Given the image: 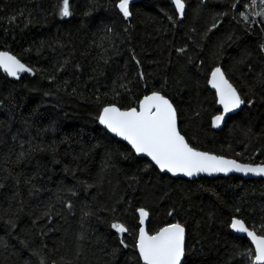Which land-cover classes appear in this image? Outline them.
I'll use <instances>...</instances> for the list:
<instances>
[{
  "label": "trees",
  "instance_id": "obj_1",
  "mask_svg": "<svg viewBox=\"0 0 264 264\" xmlns=\"http://www.w3.org/2000/svg\"><path fill=\"white\" fill-rule=\"evenodd\" d=\"M116 2L70 0L72 15L61 18L55 15L58 0H0V49L34 70L19 78L0 70V264H40L42 258L45 264L52 260L105 264L110 259L106 253L118 243L106 223L96 215L85 219L87 239L81 242L78 260L75 238L82 231V210L110 220L108 213L97 209L110 207L121 197L119 219L129 229L123 234L126 243H134L136 209L144 207L149 211V231L177 220L185 225L188 264H226L236 247L243 250L249 245L227 227L233 215L250 228L264 220V179L230 175L187 180L170 177L154 166L138 171L150 161L134 154L124 159L120 153L126 152V143L96 120L105 103L131 107L148 92L160 90L173 100L179 130L194 147L243 163H264V87L249 88L256 73L264 70V54H257L259 27L253 25V34L248 35L238 22L247 0H236L235 9L230 7L233 0H185L184 18L176 26L168 20L174 16L171 0H134L127 21L115 9ZM215 12L228 15L202 39ZM107 28L113 31L108 33ZM228 33L233 41L221 54L217 45ZM178 48L184 51L177 52ZM242 50L253 54L248 61L251 72L247 65L236 64ZM65 60L64 69L55 72L54 66ZM217 63L245 100L252 98L254 103H245L213 128L211 119L220 108L207 75ZM53 73L55 79L49 81ZM137 73H143L145 80L140 81ZM28 141L42 150L16 162L22 142L23 150H29ZM106 152L112 153V159L104 168ZM17 175L19 185L11 178ZM134 175L139 183L129 181ZM29 177L34 178L25 184ZM33 184L40 191L33 189L29 196ZM58 188L76 193L71 197L61 193L72 200L71 213L56 200ZM13 192L19 193L15 199ZM49 203L52 219H37ZM170 210L174 215H168ZM9 219L15 228L5 223ZM33 249H39L40 255H33ZM130 252L131 248L124 250L118 261Z\"/></svg>",
  "mask_w": 264,
  "mask_h": 264
},
{
  "label": "snow or ice",
  "instance_id": "obj_2",
  "mask_svg": "<svg viewBox=\"0 0 264 264\" xmlns=\"http://www.w3.org/2000/svg\"><path fill=\"white\" fill-rule=\"evenodd\" d=\"M204 3V0H201ZM131 0H117L114 7L118 10L119 14L125 21L129 20L132 13L130 8ZM171 5L174 6V16H168V20L172 22L173 26H176L177 20H182L186 12L185 0H171ZM236 0L230 4V7L237 8ZM55 15L61 18H67L72 15L70 0H58V4L55 9ZM227 12H215L212 14L210 25L207 27L202 35L206 37L209 32L217 29L221 23L222 18L227 16ZM239 21L243 23L244 32L248 35L253 34V25H257L260 29L261 42L258 44L257 54H264V0H247L244 3V9L239 11ZM10 20L12 18H9ZM112 28H107V32L111 33ZM239 37H237L238 39ZM233 41V34L228 33L224 39L217 45L219 53H223L225 44ZM177 52H183L184 49L178 48ZM252 52L248 50H242L239 58L236 60L238 67L247 65L249 72L252 71V65L248 63L252 57ZM133 60H136L135 55L132 56ZM68 61L60 63L59 67H55V72H60L64 69ZM105 63L107 60L105 59ZM137 66L139 61L136 60ZM188 63H192L189 58ZM202 63V62H201ZM77 70L80 65L75 66ZM0 70H2L8 77L19 78L21 73H33V69L26 66L15 55H12L8 51H0ZM96 71V69H93ZM140 81H144L145 77L143 73H137ZM49 81L55 79V75L50 74L48 76ZM62 83L67 86L68 81L64 80ZM131 83V81H129ZM207 84L215 92V103L220 106L218 114L214 115L211 119V125L213 128L218 127L222 121L226 119L227 114L232 113L234 110L239 109L242 105L247 103L252 105L254 100L245 98L241 95L240 91L233 85L228 79L226 73L223 71V66L217 63L216 66L211 68V71L207 75ZM264 87V70L256 73L253 83L249 85L250 90L255 88L256 85ZM121 88L125 85L121 84ZM72 92L75 93L76 89L73 88ZM49 93H45L48 95ZM71 94V93H70ZM99 102V98L97 99ZM199 115V113H195ZM97 122L112 133L115 137H119L121 141L126 142V152L120 153L124 159H132L133 154L135 157L143 158L147 157L150 164L146 163L143 169L138 171H148L151 167H155L161 173H170L172 176L183 175L185 177H193L200 173H207L209 175L213 173H224L235 171L237 173L253 174L258 176H264V163L251 164V163H239L235 159H227L224 156L215 155L208 151H201L194 147L186 139L185 135L181 133L178 126V109L175 106L172 99L162 94L160 90H152L148 94L143 95L134 106L121 108L116 103H105L99 108L98 115L96 116ZM16 139V135H13V140ZM23 143H21L22 151L17 153L16 162L23 160L29 156L31 152L41 151L34 147L30 141H28L29 150H23ZM86 155V153H85ZM112 159V153H105L104 168L109 166L108 161ZM103 168L101 172H103ZM7 171V170H5ZM10 175V173H9ZM35 175V174H34ZM16 185H19V175L11 177ZM34 177H29L24 180L25 184L31 183ZM4 179H8L5 176ZM129 181L139 183L138 177H128ZM99 181L103 180V176L98 177ZM92 185H86L91 187ZM132 183L129 187H132ZM3 187V185H0ZM33 189L37 192L40 189L36 188L33 184L28 190V195L33 194ZM62 192H67L69 196H75L76 193L71 188H58L56 191V200L63 202L64 209L71 213L73 209V203L70 198H65L61 195ZM19 195L18 192L12 193V198L15 199ZM123 200L121 197L119 200L114 201L110 207L101 206L97 209V212L108 213L111 217L110 220H106L100 217L95 212L83 211L80 220V228L82 231L76 234V257L77 260L81 256L84 245L82 241L86 240L85 219L87 217L96 215V218L102 223H106L111 230L109 235H112L114 240L118 239V243H114L111 246V251L106 255L110 257L105 264H188L187 254L188 246L186 241V227L178 220L171 223H164L154 231H149L146 228V218L149 217V211L144 207H138L136 213L138 214V225L134 235V243L130 246L123 238V234L129 232L126 224L119 219L118 205ZM53 205L47 204L45 209L40 212L37 219L47 218L52 219ZM236 213L240 212V208L235 209ZM60 215L59 212L56 213ZM169 216L174 215V210H170ZM6 224L11 225L12 228L16 227L13 220L9 219L5 221ZM35 223V221H33ZM227 227L234 233L246 235L250 244L243 250L236 247L232 254V260L226 262V264H264V220L260 225H253L251 228L246 222L238 216L233 215L230 223ZM51 230V229H50ZM94 231V229H93ZM101 238L98 236L96 242L100 243ZM21 245L27 247L24 239L20 240ZM107 247L108 245L105 244ZM5 247H7L5 245ZM131 248L130 254L125 255V259L122 262L118 261L120 255H124V250ZM103 251V249H101ZM32 254L35 256L40 255L39 249H33ZM239 257L238 262L236 258ZM63 260V257H61ZM40 264H45L44 259L40 260ZM51 264H57L56 260H52ZM67 264H72L71 261Z\"/></svg>",
  "mask_w": 264,
  "mask_h": 264
},
{
  "label": "water",
  "instance_id": "obj_3",
  "mask_svg": "<svg viewBox=\"0 0 264 264\" xmlns=\"http://www.w3.org/2000/svg\"><path fill=\"white\" fill-rule=\"evenodd\" d=\"M132 1H134V0H131V2ZM174 7V6H173ZM0 51H5V50H1L0 49ZM12 54V53H11ZM13 55V54H12ZM22 62V61H21ZM6 74V73H5ZM21 74H23V73H21ZM10 78H13V77H10ZM210 87V86H209ZM213 90V89H212ZM214 91V90H213ZM215 93V92H214ZM217 105V104H216ZM243 106V105H242ZM241 106V107H242ZM217 107L218 108H220V106L219 105H217ZM241 107L239 108V109H237V110H234L232 113H229V114H227V116H226V118L229 116V115H231V114H234V113H236V112H238L240 109H241ZM221 110V109H220ZM225 121V120H224ZM224 121H222V123L221 124H223L224 123ZM99 124V123H98ZM100 125V124H99ZM102 128H103V126L102 125H100ZM106 132H107V130L105 129V128H103ZM109 133V132H108ZM110 135H112V136H114L112 133H109ZM115 137V136H114ZM115 138H117V139H119L120 140V138L119 137H115ZM124 142V141H123ZM124 143H126V142H124ZM214 154V153H213ZM216 155V154H215ZM219 156H222V155H219ZM225 158H227V159H234V158H232V157H226V156H224ZM143 158H145V159H147L148 160V158L147 157H143ZM236 160V159H235ZM238 161V160H237ZM239 163H243V162H240V161H238ZM252 164V163H251ZM253 164H260V163H253ZM158 170V169H157ZM159 171V170H158ZM160 172V171H159ZM165 174H168L170 177H173V178H177V177H180V178H184V179H187V180H192V179H196V178H199V177H217V176H224V177H226V176H230V175H234V176H238V177H241V178H245V179H247V178H252V179H257V178H262V179H264V176H258V175H253V174H251V173H249V174H244V173H237V172H235V171H232V172H229V173H227V174H224V173H213V174H211V175H209V174H207V173H200V174H198V175H195V176H193V177H185V176H183V175H177V176H172L170 173H166L165 172ZM138 215V214H137ZM148 220H149V217H147L146 218V228H147V223H148ZM234 235H237V236H241V237H244L247 241H248V239H247V237H246V235H244V234H239V233H234L231 229H229ZM248 243L250 244V241H248Z\"/></svg>",
  "mask_w": 264,
  "mask_h": 264
}]
</instances>
